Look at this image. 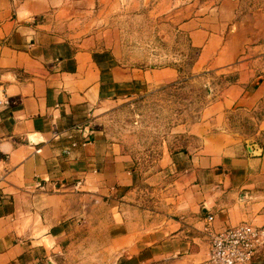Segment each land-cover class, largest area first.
<instances>
[{
    "label": "crops",
    "instance_id": "0c3cea01",
    "mask_svg": "<svg viewBox=\"0 0 264 264\" xmlns=\"http://www.w3.org/2000/svg\"><path fill=\"white\" fill-rule=\"evenodd\" d=\"M55 5L0 0V99L8 100L0 105V264H41L58 244L56 226L66 220L74 192L99 195L106 179L121 186L130 177L127 156L94 125L102 106L118 97L120 82L136 76L108 68L91 39L74 42L55 32L46 20ZM191 25L185 23L194 45L216 51L214 36ZM153 72L143 76L152 85L178 77L172 70ZM251 81L242 73L203 110V131L192 128L200 137L194 154L171 153L187 166L174 212L148 214V228L120 235L121 264H201L210 248L209 214L216 229L243 221L264 225V119L246 137L228 129L223 116L261 101L264 82ZM251 264H264V249Z\"/></svg>",
    "mask_w": 264,
    "mask_h": 264
},
{
    "label": "rangeland",
    "instance_id": "374dc122",
    "mask_svg": "<svg viewBox=\"0 0 264 264\" xmlns=\"http://www.w3.org/2000/svg\"><path fill=\"white\" fill-rule=\"evenodd\" d=\"M52 1L46 20L55 32L74 42L91 39L108 68L136 78L120 82L118 97L102 106L94 125L127 156L130 177L121 186L106 179L116 188L99 195L74 192L66 220L56 226L58 244L41 264H121L120 235L148 228V214H173L187 166L171 153L196 152L200 137L192 128L203 131V110L242 73L252 84L264 82V0ZM185 23L212 34L216 51L202 53ZM154 69L178 77L152 85L143 76ZM223 116L228 129L252 137L264 119V97L252 110Z\"/></svg>",
    "mask_w": 264,
    "mask_h": 264
},
{
    "label": "built area",
    "instance_id": "2783aa9c",
    "mask_svg": "<svg viewBox=\"0 0 264 264\" xmlns=\"http://www.w3.org/2000/svg\"><path fill=\"white\" fill-rule=\"evenodd\" d=\"M0 85V92H2ZM8 100L0 99V105ZM0 138V159L3 157ZM215 216H207L206 231L210 235L207 258L201 264H251L264 249V225L243 221L239 224L216 229Z\"/></svg>",
    "mask_w": 264,
    "mask_h": 264
},
{
    "label": "water",
    "instance_id": "95a60500",
    "mask_svg": "<svg viewBox=\"0 0 264 264\" xmlns=\"http://www.w3.org/2000/svg\"><path fill=\"white\" fill-rule=\"evenodd\" d=\"M256 144V143H255ZM251 148H252V146H251Z\"/></svg>",
    "mask_w": 264,
    "mask_h": 264
},
{
    "label": "trees",
    "instance_id": "16d2710c",
    "mask_svg": "<svg viewBox=\"0 0 264 264\" xmlns=\"http://www.w3.org/2000/svg\"><path fill=\"white\" fill-rule=\"evenodd\" d=\"M263 119V118H262Z\"/></svg>",
    "mask_w": 264,
    "mask_h": 264
}]
</instances>
